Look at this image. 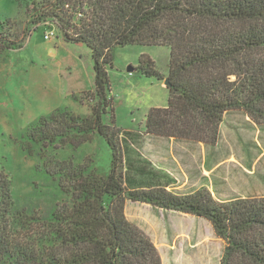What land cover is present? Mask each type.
Here are the masks:
<instances>
[{
	"label": "trees",
	"instance_id": "trees-1",
	"mask_svg": "<svg viewBox=\"0 0 264 264\" xmlns=\"http://www.w3.org/2000/svg\"><path fill=\"white\" fill-rule=\"evenodd\" d=\"M32 3L33 22L51 17L65 40L92 50L95 88L73 94L81 103L89 99V114L59 107L23 132L20 148L56 181L62 204L44 212L18 205L11 179L0 170V264H163L150 235L128 219V199L209 220L226 243L220 264H264V196L222 200L207 184L170 189L175 177L143 156L139 133L104 122L114 50L139 44L171 48L168 105L149 109L147 135L215 145L225 114L234 109L264 123V0ZM21 42L0 31L2 49L21 48ZM134 70L163 79L148 54ZM96 134L111 147L109 173L92 155L79 163L60 157L64 147Z\"/></svg>",
	"mask_w": 264,
	"mask_h": 264
},
{
	"label": "rangeland",
	"instance_id": "rangeland-1",
	"mask_svg": "<svg viewBox=\"0 0 264 264\" xmlns=\"http://www.w3.org/2000/svg\"><path fill=\"white\" fill-rule=\"evenodd\" d=\"M33 7L32 0H0V31L9 32L12 39L23 44L11 50L0 47V170L11 179L18 205L44 212L62 204L63 197L40 161L20 148V143L26 141L23 132L33 120L59 107L69 106L76 113L89 114V99L81 103L73 94L83 95L95 88V69L92 50L83 43L65 40L60 25L51 17L33 22ZM143 54L154 60L163 79L128 71L129 66L140 63ZM170 59L171 48L167 45L117 46L113 66H108L112 104L104 114V122L137 131L143 140V156L154 168L161 162L181 178L180 183L195 184L191 175H196L198 184L208 183L222 200L263 197L264 123L255 121L244 110L225 114L215 145L194 140L172 144L167 137L146 134L149 109L168 105L170 92L165 81ZM59 154L76 163L88 155L95 156L101 172L106 174L112 165L111 147L98 134L80 146L64 147ZM200 170L211 182L202 179ZM125 210L128 219L150 235L163 264L221 263L226 243L209 220L132 201L127 202Z\"/></svg>",
	"mask_w": 264,
	"mask_h": 264
},
{
	"label": "crops",
	"instance_id": "crops-1",
	"mask_svg": "<svg viewBox=\"0 0 264 264\" xmlns=\"http://www.w3.org/2000/svg\"><path fill=\"white\" fill-rule=\"evenodd\" d=\"M156 138H158V137H156ZM172 140V144H175V143H182V142H184V143H186V142H192V140H180V139H176V138H172L171 139ZM148 142V141H147ZM146 142V143H147ZM160 166V168H163V169H165L166 171H168L169 173H171V175H173V173L167 168V167H165L164 165H162V163L160 162V164H159ZM157 166V165H156ZM200 172L202 173V176H203V180H206V181H209V182H211V178L209 177V176H207V175H205L203 172H202V170H200ZM199 172V173H200ZM191 176H193V177H191L192 179V181H194L195 182V184L194 183H187V184H189V186H187V184L186 183H180V177L179 176H174L173 175V177H175V181L172 183V184H170L169 185V187L168 188H170V189H174V190H181V191H184V192H189V191H187V190H190V191H193L194 189H196V188H198V187H200V186H202V185H204L203 183L202 184H198V182L196 181V179H197V177L198 176H196V175H191ZM190 178V177H189ZM189 178H187L188 179V181H189ZM196 178V179H195ZM185 184V185H184ZM207 185L210 187V185L207 183ZM129 201H132V202H135V203H143V202H139V201H133V200H130V199H128L127 200V202H129ZM127 202H126V204H127ZM146 204H148V203H146Z\"/></svg>",
	"mask_w": 264,
	"mask_h": 264
},
{
	"label": "water",
	"instance_id": "water-1",
	"mask_svg": "<svg viewBox=\"0 0 264 264\" xmlns=\"http://www.w3.org/2000/svg\"><path fill=\"white\" fill-rule=\"evenodd\" d=\"M128 71L132 73L134 71V66H132V65L129 66L128 67ZM165 83H166V85H168L169 84V80H166Z\"/></svg>",
	"mask_w": 264,
	"mask_h": 264
}]
</instances>
